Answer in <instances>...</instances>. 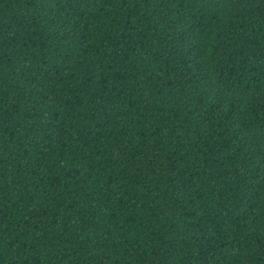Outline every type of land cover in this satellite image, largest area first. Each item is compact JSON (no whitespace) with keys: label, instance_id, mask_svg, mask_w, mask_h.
<instances>
[{"label":"trees","instance_id":"16d2710c","mask_svg":"<svg viewBox=\"0 0 264 264\" xmlns=\"http://www.w3.org/2000/svg\"><path fill=\"white\" fill-rule=\"evenodd\" d=\"M0 264H264V0H0Z\"/></svg>","mask_w":264,"mask_h":264}]
</instances>
